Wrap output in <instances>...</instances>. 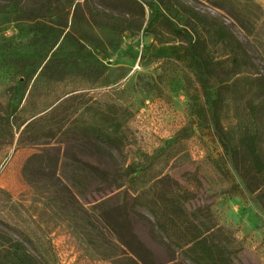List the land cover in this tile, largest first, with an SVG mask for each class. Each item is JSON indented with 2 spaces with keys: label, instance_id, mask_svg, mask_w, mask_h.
<instances>
[{
  "label": "rangeland",
  "instance_id": "obj_1",
  "mask_svg": "<svg viewBox=\"0 0 264 264\" xmlns=\"http://www.w3.org/2000/svg\"><path fill=\"white\" fill-rule=\"evenodd\" d=\"M97 1L21 0L24 7L18 9L13 0H0V90L7 88L14 101L32 106L69 90L84 91L131 111L121 152L81 135L32 144L17 142V133L11 139L9 128L0 132V189L5 195L0 264H109L119 244L90 208L107 191L105 184L83 179L72 183L69 175L85 161L109 169L139 165L177 133L185 138L165 169L182 182L195 183L198 192L192 202H211L244 240L232 264H264V193L247 187L243 176L248 160L238 144L243 108L239 103L223 108L220 138L208 108L216 79L195 66L184 42L144 33L135 14ZM183 1L227 22L264 72L257 30L249 25L251 32L244 31L210 0ZM252 1L260 6L255 12L264 27V0ZM152 4L179 26L186 23L169 0ZM90 7L98 9L104 22L90 18ZM148 13L145 5L144 21ZM43 147L49 148L52 161L58 157L50 172L37 168V157L26 164ZM147 217L145 210L133 212V228L164 259L165 246L151 232ZM15 249L21 258L13 254Z\"/></svg>",
  "mask_w": 264,
  "mask_h": 264
},
{
  "label": "trees",
  "instance_id": "obj_2",
  "mask_svg": "<svg viewBox=\"0 0 264 264\" xmlns=\"http://www.w3.org/2000/svg\"><path fill=\"white\" fill-rule=\"evenodd\" d=\"M23 8L21 0H13ZM155 0H98L109 9L120 8L125 14H135L138 27L159 39L181 40L195 66L216 79L215 96L209 100L211 119L217 134L223 139L221 111L239 103L244 110L238 144L245 153L249 171L243 176L250 190L264 193V72L246 42L238 37L229 24L210 12H202L183 0H169L183 12L186 23L160 11ZM161 1V0H160ZM225 10L246 32L257 30L264 59V27L255 12L260 6L252 0H210ZM145 5L149 9L145 20ZM228 5V8H226ZM94 7L90 18L104 22ZM249 25L251 26L249 28ZM131 111L108 97L94 96L84 91L69 90L40 106L21 104L13 100L7 88L0 90V132L17 133L19 143H40L46 138L81 135L90 141L122 151L125 127ZM182 134L164 141L147 153L139 165L120 164L109 169L85 161L69 175L72 183L80 181L104 183L107 191L91 203L90 208L110 230L119 244L109 264H232L245 247L233 225L224 220L221 211L211 202L193 203L198 188L195 183L182 182L165 169L177 152ZM49 148L33 152L26 164L37 157V168L50 172L53 161ZM51 159V160H50ZM25 170V166H24ZM5 195L0 189V220L5 222ZM145 210L150 230L165 246V258L159 259L137 235L132 213ZM20 234L30 242L25 233ZM22 246V245H20ZM23 247V246H22ZM40 252L41 247L32 245ZM14 255L21 258L15 249Z\"/></svg>",
  "mask_w": 264,
  "mask_h": 264
}]
</instances>
